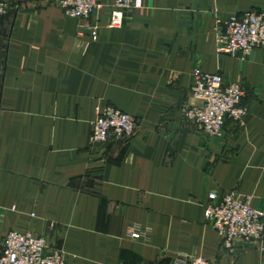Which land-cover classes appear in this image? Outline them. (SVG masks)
<instances>
[{
    "label": "crops",
    "instance_id": "1",
    "mask_svg": "<svg viewBox=\"0 0 264 264\" xmlns=\"http://www.w3.org/2000/svg\"><path fill=\"white\" fill-rule=\"evenodd\" d=\"M7 1L0 255L17 231L75 264H175L179 255L264 264L255 248L226 251L206 221L211 193L251 197L264 211V51L218 53L220 21L264 13V0H141L120 28L110 27L115 0L83 20L55 0ZM195 69L246 91L243 125L228 120L221 139L185 116ZM105 107L128 114L137 133L92 147L91 124Z\"/></svg>",
    "mask_w": 264,
    "mask_h": 264
},
{
    "label": "built area",
    "instance_id": "2",
    "mask_svg": "<svg viewBox=\"0 0 264 264\" xmlns=\"http://www.w3.org/2000/svg\"><path fill=\"white\" fill-rule=\"evenodd\" d=\"M68 17L90 19L103 8L101 0H59ZM141 0H115L110 18L111 28L124 25L125 14L141 8ZM0 6V22L6 14ZM224 33L219 37L218 53L236 57L249 56L256 50L264 51V13L248 12L243 17L220 21ZM94 40L98 31L93 29ZM192 98L195 105L185 109V116L208 137L221 139L228 120L243 124L249 110L243 105L246 91L241 83H228L219 74L193 71ZM137 133L135 121L113 107L98 108L91 124L92 147L130 140ZM206 221L217 232L222 247L234 253L238 246L252 247L264 253V211L253 206L251 197L230 192L223 196L211 193L206 205ZM137 240L142 234L130 230ZM0 264H75L61 249L49 250L45 238L33 233L9 232L3 240ZM175 264H211L205 257L179 255Z\"/></svg>",
    "mask_w": 264,
    "mask_h": 264
},
{
    "label": "rangeland",
    "instance_id": "3",
    "mask_svg": "<svg viewBox=\"0 0 264 264\" xmlns=\"http://www.w3.org/2000/svg\"><path fill=\"white\" fill-rule=\"evenodd\" d=\"M57 1L58 5H59V0H55ZM3 5L6 7V9L8 10V1L7 0H4L2 2H0V6ZM61 7V6H60ZM62 8V7H61ZM239 56H242V55H239ZM237 57V56H236ZM243 57H246V56H243ZM227 82V81H226ZM229 83V82H228ZM242 85V84H241ZM243 86V85H242ZM246 97V96H245ZM248 109V108H247ZM249 110V109H248ZM234 122V121H233ZM236 123V122H235ZM238 124V123H237ZM239 125H243V124H239Z\"/></svg>",
    "mask_w": 264,
    "mask_h": 264
}]
</instances>
